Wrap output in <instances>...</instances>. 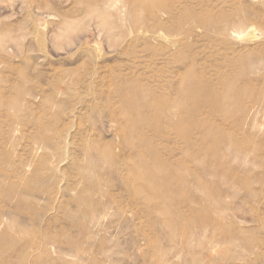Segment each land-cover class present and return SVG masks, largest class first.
<instances>
[{"label":"rangeland","instance_id":"1","mask_svg":"<svg viewBox=\"0 0 264 264\" xmlns=\"http://www.w3.org/2000/svg\"><path fill=\"white\" fill-rule=\"evenodd\" d=\"M112 1L0 0V264H264V0Z\"/></svg>","mask_w":264,"mask_h":264},{"label":"bare ground","instance_id":"2","mask_svg":"<svg viewBox=\"0 0 264 264\" xmlns=\"http://www.w3.org/2000/svg\"><path fill=\"white\" fill-rule=\"evenodd\" d=\"M112 1V0H111ZM108 2V1H107ZM109 3V2H108ZM112 3H113V1H112ZM112 3H111V5H112ZM233 3V2H232ZM110 4V3H109ZM240 5V4H239ZM247 16H245L244 14H242V13H237V14H235V15H233V16H230V17H228L227 19H226V21L224 22V23H222L221 25H218V26H216L217 28L215 29L216 30V33L217 34H219V35H227V32H228V30L230 29L231 30V32H236L237 33V29L238 28H240V27H243V25L244 24H246V22L248 21L247 20V18H246ZM226 23V24H225ZM234 50V49H233ZM236 53V52H235ZM240 56V55H239ZM247 56V55H246ZM249 56V55H248ZM244 57V58H246V59H244V60H241V73H239V75L240 76H242V75H244L245 74V76L247 75V71H245L244 69H243V66L244 65H248V64H255L256 66H259V67H261V68H263L264 69V55H261L260 57H258V59H256L255 60V58H254V60H249V59H247V58H249V57ZM241 57V56H240ZM239 57V58H240ZM256 57V56H255ZM233 59V58H232ZM236 63V62H235ZM240 68V67H239ZM264 70H257L256 71V73L255 74H252L251 75V77H250V79H260V80H262L263 82H264V72H263ZM235 77V76H234ZM236 77H237V74H236ZM243 77V76H242ZM245 78V77H244ZM243 78V79H244ZM247 78H249V77H247ZM234 79V78H233ZM238 80H239V78H238ZM249 80V79H248ZM260 80H258V81H260ZM250 81H252V80H250ZM257 81V80H256ZM251 85V84H250ZM249 85V86H250ZM248 86V83H247V86L246 87H249ZM253 86V85H252ZM251 87V86H250ZM262 87V86H261ZM246 89V88H245ZM244 89V90H245ZM248 89H250V88H247V90ZM252 89H253V87H252ZM243 90V91H244ZM246 90V91H247ZM245 91V93H247ZM263 91V90H262ZM230 94H234L235 95V98L236 99H238L239 97H240V95L241 94H244V92H241L240 94H236L235 93V89L234 88H231V89H229L228 87L225 89V91H224V93H223V96H224V98L225 99H228L229 97H230ZM246 95H248V94H246ZM263 101H264V99H263ZM225 107H227V106H225ZM238 107V106H237ZM224 108V107H223ZM227 109V111H229V107L228 108H226ZM222 110V109H221ZM232 111V110H231ZM231 111H229L230 112V114L232 115H234V113H232ZM264 112V111H263ZM228 113V112H227ZM262 114H264V113H262ZM225 115H226V112H225ZM228 115H229V113H228ZM141 135V134H140ZM82 171V170H81ZM81 174V173H80ZM83 174H84V172H83ZM10 177H11V175L10 174H8L7 175V178H6V180L8 181L7 182V184H9V186H11V182L12 181H10ZM84 177V176H83ZM106 182V181H105ZM107 185H108V182H107ZM152 185H154V186H157V182H155V180H153L152 182H151V179H147V177L143 180V184H142V186H143V188L142 189H134L133 190V194L135 193V194H139L140 196H141V198H143L146 202L144 203L145 205L146 204H151V199H152V197L151 196H149V194H147V192H148V190H150V189H152ZM145 190H147V192L146 193H144L145 192ZM81 192V191H80ZM79 192V193H80ZM54 193V192H53ZM78 193V194H79ZM104 193V192H103ZM81 194H86V193H81ZM36 195L39 197V195H40V192H38L37 191V193H36ZM41 196V195H40ZM74 195H72V197H73ZM76 196V195H75ZM78 197V196H77ZM87 197V196H86ZM114 197V196H113ZM3 197L0 195V199H2ZM44 198V197H43ZM42 198V199H43ZM74 198V197H73ZM88 198V197H87ZM140 198V199H141ZM58 199V198H57ZM76 199V198H75ZM78 199V198H77ZM76 199V200H77ZM112 199V198H111ZM73 200V199H72ZM79 202V201H78ZM80 202H81V200H80ZM83 203H84V201H83ZM82 204V203H81ZM148 204V205H149ZM23 202H22V200L21 199H15L13 202H12V206H10V207H8L7 209H4V210H1L0 211V247L1 246H4V245H7V243L9 244L10 242L7 240V239H5V237H6V234L8 233V224L7 223H9V221L10 222H16V226L18 227V231H21L22 230V224H24L25 223V220L21 217V215H20V212H21V210L23 209ZM84 207V206H83ZM68 208V207H67ZM66 208V209H67ZM76 240V239H75ZM78 246V245H77ZM71 251V250H70ZM79 253V254H78ZM77 253V257H78V259H81V260H83L84 258H83V256L84 255H82L80 252H78ZM23 254V253H22ZM25 255V254H24ZM73 256H75V255H73ZM85 257V256H84Z\"/></svg>","mask_w":264,"mask_h":264}]
</instances>
